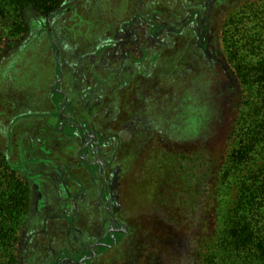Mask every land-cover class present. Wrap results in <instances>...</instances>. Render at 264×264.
<instances>
[{
    "label": "rangeland",
    "instance_id": "1",
    "mask_svg": "<svg viewBox=\"0 0 264 264\" xmlns=\"http://www.w3.org/2000/svg\"><path fill=\"white\" fill-rule=\"evenodd\" d=\"M254 1L0 17V158L30 186L18 264L202 263L264 164V144L238 161L244 93L225 50Z\"/></svg>",
    "mask_w": 264,
    "mask_h": 264
},
{
    "label": "trees",
    "instance_id": "2",
    "mask_svg": "<svg viewBox=\"0 0 264 264\" xmlns=\"http://www.w3.org/2000/svg\"><path fill=\"white\" fill-rule=\"evenodd\" d=\"M67 0H0V17L26 18L31 10L48 16ZM235 16H233L234 18ZM240 17V18H239ZM237 19V21H236ZM232 19L238 28L225 38L227 62L244 93L238 161L264 144V0L248 2ZM246 19H248L246 21ZM242 24V25H240ZM236 150V151H237ZM0 158V176L15 171ZM239 200L218 232L204 243L201 264H264V164L242 180ZM30 186L13 176L0 182V259L18 264V234L26 224Z\"/></svg>",
    "mask_w": 264,
    "mask_h": 264
},
{
    "label": "water",
    "instance_id": "3",
    "mask_svg": "<svg viewBox=\"0 0 264 264\" xmlns=\"http://www.w3.org/2000/svg\"><path fill=\"white\" fill-rule=\"evenodd\" d=\"M64 7H66V6H63L61 9H63Z\"/></svg>",
    "mask_w": 264,
    "mask_h": 264
},
{
    "label": "flooded vegetation",
    "instance_id": "4",
    "mask_svg": "<svg viewBox=\"0 0 264 264\" xmlns=\"http://www.w3.org/2000/svg\"><path fill=\"white\" fill-rule=\"evenodd\" d=\"M103 180V179H102Z\"/></svg>",
    "mask_w": 264,
    "mask_h": 264
}]
</instances>
